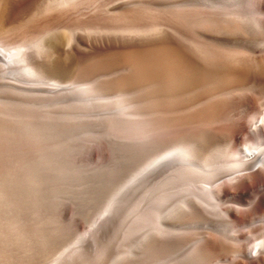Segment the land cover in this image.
<instances>
[{"label":"rangeland","instance_id":"obj_1","mask_svg":"<svg viewBox=\"0 0 264 264\" xmlns=\"http://www.w3.org/2000/svg\"><path fill=\"white\" fill-rule=\"evenodd\" d=\"M62 1L38 0L27 27L4 44L12 49L41 41L53 51L46 64L39 65L48 77L92 93L86 95L87 102L74 94H70L72 100L67 95L55 101L40 92L0 88V264H179L180 257H187L184 264H200L194 258L198 236L190 229L191 219L176 222L185 233L183 242L154 247L142 238L144 231L130 233L126 198L119 203L120 214L102 212L128 176L131 142L138 146L148 134L153 142L164 141L165 135L172 138L181 128L194 126L192 131L199 132L202 125L191 118L175 116V123L173 114L162 118L158 109L162 102L209 93L210 82L191 79L187 69L176 65L174 54L169 62L174 66L165 68L167 56L160 49L102 52L93 46L110 39L125 41L135 29L138 43L147 37L160 39L174 30L226 37L239 29L227 30L204 20L207 0H78L69 7ZM179 9L181 14H177ZM184 13L191 17L184 18ZM156 28L163 29L161 34L157 29L160 35L151 33ZM74 47L79 54L72 51ZM118 109L126 114L123 122L111 119L110 114ZM212 109L205 111L213 114L217 108ZM151 112L155 113L150 117ZM147 121L151 128L145 125ZM165 121L171 124L163 126ZM198 123L204 122L198 119ZM263 232L261 228L250 234L252 244L263 238ZM214 253L203 252V264H212Z\"/></svg>","mask_w":264,"mask_h":264},{"label":"bare ground","instance_id":"obj_2","mask_svg":"<svg viewBox=\"0 0 264 264\" xmlns=\"http://www.w3.org/2000/svg\"><path fill=\"white\" fill-rule=\"evenodd\" d=\"M37 1L0 0V88L20 93L40 92L55 101L74 94L87 102L85 98L91 90L67 87L62 81L48 77L39 66L53 52L40 44L41 41L12 49L4 44L6 38L20 34L18 30L23 32L27 27L28 15ZM77 4L78 0L62 1L64 7ZM180 12L179 9L177 14ZM202 12L203 16L207 15L204 20L213 26H224L227 30L233 27L239 29L238 32L236 29L237 33L233 31L226 37H218L206 32L187 35L174 30V33H164L160 39L147 37L150 40L146 38L138 43L133 36L138 33L135 29L129 31L125 41L100 40L102 45L93 46L102 52L160 49L167 56L163 57L162 66L173 65L169 62L174 54L176 65L187 69L191 79H207L210 82L208 88H212H207L211 90L208 94L169 98L162 102L161 109L158 107L162 118L170 114L173 118H191L194 124L202 125L198 127L199 132L192 131L195 126L189 130L184 127L177 136L168 138L169 135H165L164 141L153 142L148 134L138 146L131 142L127 156L128 176L102 213L114 211L115 215L120 214L119 203L126 198L130 233L144 231L142 238L151 246L183 242L185 233L176 222L191 219L190 229L198 236V251L194 257L198 263H204L203 252H215L212 264H264V232L257 244H252L250 238V234L264 228V0H207ZM187 13L183 17L189 19L191 16ZM162 30L148 31L161 34ZM72 51L79 54L75 47ZM197 90L202 89L197 86ZM211 108L221 111L214 117L216 110L213 114L205 111ZM220 113L224 116L220 117ZM110 116L122 122L127 119L121 109ZM158 116L160 118V114ZM198 119L204 123H198ZM147 122L144 124L151 128V121ZM165 122L163 126L168 121ZM130 127L134 129L135 125L132 123ZM184 259L187 257H180L176 263L184 264Z\"/></svg>","mask_w":264,"mask_h":264}]
</instances>
